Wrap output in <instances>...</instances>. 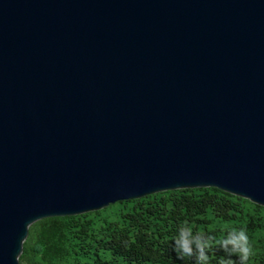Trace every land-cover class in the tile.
I'll use <instances>...</instances> for the list:
<instances>
[{
  "label": "water",
  "instance_id": "1",
  "mask_svg": "<svg viewBox=\"0 0 264 264\" xmlns=\"http://www.w3.org/2000/svg\"><path fill=\"white\" fill-rule=\"evenodd\" d=\"M209 187L264 207V0H0V264L38 220Z\"/></svg>",
  "mask_w": 264,
  "mask_h": 264
},
{
  "label": "trees",
  "instance_id": "2",
  "mask_svg": "<svg viewBox=\"0 0 264 264\" xmlns=\"http://www.w3.org/2000/svg\"><path fill=\"white\" fill-rule=\"evenodd\" d=\"M113 205L114 219L103 208L34 222L21 264H196L194 257L180 258L173 250L184 224L193 235L215 237L207 250L208 264H220L222 258L239 264L215 243L232 228H244L249 236L253 255L248 264H264V207L244 198L209 187L169 190Z\"/></svg>",
  "mask_w": 264,
  "mask_h": 264
},
{
  "label": "clouds",
  "instance_id": "3",
  "mask_svg": "<svg viewBox=\"0 0 264 264\" xmlns=\"http://www.w3.org/2000/svg\"><path fill=\"white\" fill-rule=\"evenodd\" d=\"M213 240L215 237L206 236L203 232L193 235L191 227L184 224L179 228L178 236L174 238L173 250L179 254L180 258L194 257L196 264H208L207 250L211 247L210 242ZM215 243L229 257L236 256L239 264H248L253 255V248L244 228H232L227 231L226 237L216 240ZM220 264H235V261L222 258Z\"/></svg>",
  "mask_w": 264,
  "mask_h": 264
},
{
  "label": "rangeland",
  "instance_id": "4",
  "mask_svg": "<svg viewBox=\"0 0 264 264\" xmlns=\"http://www.w3.org/2000/svg\"><path fill=\"white\" fill-rule=\"evenodd\" d=\"M117 206L116 205H111L110 207H107V208H104V209H106V210H104V209H102V210H100V211H103V214H106V215H108L111 219H114L115 218V216L113 215V213H116L117 214ZM122 264H126V263H122ZM151 264H155V263H151Z\"/></svg>",
  "mask_w": 264,
  "mask_h": 264
}]
</instances>
